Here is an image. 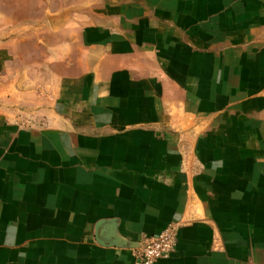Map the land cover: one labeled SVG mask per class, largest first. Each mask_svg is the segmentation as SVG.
Segmentation results:
<instances>
[{
	"label": "crops",
	"instance_id": "0c3cea01",
	"mask_svg": "<svg viewBox=\"0 0 264 264\" xmlns=\"http://www.w3.org/2000/svg\"><path fill=\"white\" fill-rule=\"evenodd\" d=\"M171 224L155 264H264V0H0V264Z\"/></svg>",
	"mask_w": 264,
	"mask_h": 264
},
{
	"label": "built area",
	"instance_id": "2783aa9c",
	"mask_svg": "<svg viewBox=\"0 0 264 264\" xmlns=\"http://www.w3.org/2000/svg\"><path fill=\"white\" fill-rule=\"evenodd\" d=\"M176 242L177 227L171 224L158 235L145 237L133 260L125 264H155L159 259L170 255Z\"/></svg>",
	"mask_w": 264,
	"mask_h": 264
},
{
	"label": "water",
	"instance_id": "95a60500",
	"mask_svg": "<svg viewBox=\"0 0 264 264\" xmlns=\"http://www.w3.org/2000/svg\"><path fill=\"white\" fill-rule=\"evenodd\" d=\"M120 244H122V246H125V247L126 246H134V245H132L134 243L131 241H128V240H122Z\"/></svg>",
	"mask_w": 264,
	"mask_h": 264
}]
</instances>
